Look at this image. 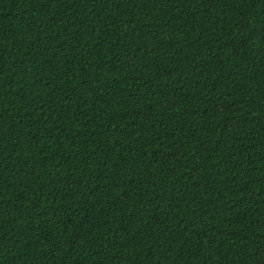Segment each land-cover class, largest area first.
<instances>
[{"label":"trees","instance_id":"16d2710c","mask_svg":"<svg viewBox=\"0 0 264 264\" xmlns=\"http://www.w3.org/2000/svg\"><path fill=\"white\" fill-rule=\"evenodd\" d=\"M0 264H264V0H0Z\"/></svg>","mask_w":264,"mask_h":264}]
</instances>
